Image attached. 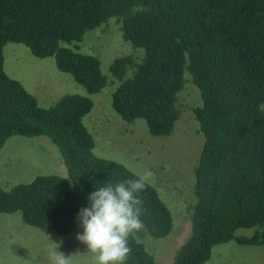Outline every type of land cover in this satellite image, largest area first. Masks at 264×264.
Returning a JSON list of instances; mask_svg holds the SVG:
<instances>
[{
  "label": "trees",
  "instance_id": "trees-1",
  "mask_svg": "<svg viewBox=\"0 0 264 264\" xmlns=\"http://www.w3.org/2000/svg\"><path fill=\"white\" fill-rule=\"evenodd\" d=\"M111 17L122 39L143 50L109 67L119 81L111 101L121 119H143L151 135L167 136L184 111L179 96L188 81L201 99L186 104L204 137L187 204L191 225L168 264H205L215 245L233 239L264 244V0H0V148L13 136L48 137L68 177L40 174L0 186V213L20 212L27 225L68 234L89 193L135 178L94 153L83 121L93 107L89 96L65 94L43 107L4 70V45L21 43L36 57L54 56L60 71L97 93L107 84L99 59L62 42H81ZM141 196L145 233L165 237L170 208L150 183ZM239 228L255 231L237 235ZM145 233L130 237L126 264H158L138 239Z\"/></svg>",
  "mask_w": 264,
  "mask_h": 264
},
{
  "label": "rangeland",
  "instance_id": "rangeland-1",
  "mask_svg": "<svg viewBox=\"0 0 264 264\" xmlns=\"http://www.w3.org/2000/svg\"><path fill=\"white\" fill-rule=\"evenodd\" d=\"M118 25L117 18L111 17L87 31L81 42H62L99 59L107 84L97 93L88 94L70 73L60 71L54 56L36 57L21 43L4 45V70L20 81L43 107L65 94L92 99L93 107L83 121L93 135L94 153L120 162L135 173L143 174L150 169L154 178L149 183L172 212L173 226L168 235L154 238L144 230L145 235L137 237L158 264H168L190 230L187 204L194 198L193 169L204 137L186 104H201V99L197 87L188 81L179 93L184 111L181 110L173 131L167 136L151 135L143 119L133 122L121 119L111 101L119 81L113 79L109 67L115 58L126 54L135 56L136 51L143 53V50H135L123 40ZM49 173L67 177L62 157L48 137L13 136L0 148V186L4 189ZM82 231L78 219L72 232L59 234L51 224L43 227L25 224L20 212L0 213V264H50L49 258L57 242V251L69 256L71 264H97L95 254L75 238ZM254 231L255 228H239L236 234L250 236ZM205 264H264V244L244 245L234 239L217 244Z\"/></svg>",
  "mask_w": 264,
  "mask_h": 264
},
{
  "label": "clouds",
  "instance_id": "clouds-1",
  "mask_svg": "<svg viewBox=\"0 0 264 264\" xmlns=\"http://www.w3.org/2000/svg\"><path fill=\"white\" fill-rule=\"evenodd\" d=\"M134 177L97 187L88 195V206L77 214L83 231L75 238L95 254L97 264H126L132 251L130 237L146 229L141 219L146 211L141 193L154 173L146 169ZM54 245L50 264H71L69 256L57 251L59 242Z\"/></svg>",
  "mask_w": 264,
  "mask_h": 264
}]
</instances>
